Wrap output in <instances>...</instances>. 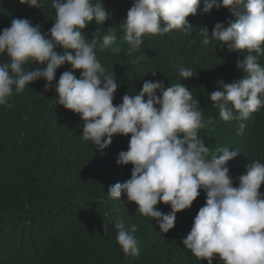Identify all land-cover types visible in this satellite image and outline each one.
<instances>
[{"label": "clouds", "instance_id": "clouds-1", "mask_svg": "<svg viewBox=\"0 0 264 264\" xmlns=\"http://www.w3.org/2000/svg\"><path fill=\"white\" fill-rule=\"evenodd\" d=\"M19 3L40 8L42 0ZM200 4L201 0H132L123 20L124 39L136 50L145 34L163 35L173 29L188 32L191 24L187 18L197 14ZM52 7L55 19L47 33L27 18H13L10 27L0 31V56L8 58L0 62V105L8 104L13 91L22 93L40 79L46 81L45 91H50L57 69L67 63L71 70L64 71L54 86L56 103L80 115L83 140L103 151L114 135L131 134L128 150L119 152L116 160L118 165H132L131 178L109 186L107 195L125 196L138 205L136 212L156 220L160 231L167 233L174 227L176 214L190 209L202 190L205 203L182 238L185 249L207 264H213L217 254L224 264H264V193L260 192L264 164H246L234 186L226 164L238 151L224 146L217 149L219 155L210 156L198 132L214 120L202 119L199 102L184 83L165 87L160 80L144 81L137 94H125L122 103L114 106L119 87L116 78L104 74L94 51L95 41L88 43L81 31L93 21L104 24L109 19L102 0L95 4L92 0H53ZM221 7L233 19L227 26L216 23L210 36L207 28L201 29L202 43L216 40L229 52L248 54L237 60L243 78L232 83L218 81L222 90H214L208 97L223 121H243L264 107V66L258 62L264 55V0H203L202 11L210 13ZM102 35L103 47L115 43L111 28ZM111 51L118 53L119 48L111 47ZM34 63L46 67H23ZM179 76L191 78L193 70L181 68ZM244 128L241 123L237 134ZM160 203L170 205L171 210L161 212L157 209ZM114 227L124 254L139 255L133 235L136 226L126 228L117 219Z\"/></svg>", "mask_w": 264, "mask_h": 264}, {"label": "trees", "instance_id": "trees-1", "mask_svg": "<svg viewBox=\"0 0 264 264\" xmlns=\"http://www.w3.org/2000/svg\"><path fill=\"white\" fill-rule=\"evenodd\" d=\"M98 2L92 0L93 4ZM52 3L42 0L40 8H30L19 0H0V31L10 27L13 18H27L47 33L55 19ZM102 3L109 19L104 24L93 21L81 31L88 43L95 41L94 51L104 74L116 78L119 87L114 106L122 103L125 94H137L144 81L160 80L165 87L184 83L198 100L202 119L214 120L198 132L210 156L219 155L217 149L224 146L238 151L226 164L234 186H238L236 178L244 173L246 164H264V107L247 120L223 121L208 97L212 91L222 90L218 81L232 83L244 76L237 60H243L246 51L229 52L216 40L202 43L201 29L207 28L210 36L216 23L227 26L233 19L228 9L213 8L204 13L201 0L197 14L187 18L191 24L188 32L173 29L163 35L145 34L141 47L132 50L123 30L132 0ZM109 28L116 40L105 48L102 33ZM111 47H118L119 52H112ZM7 59L6 54L0 56V62ZM258 62L264 66V55ZM30 66L23 67H46ZM181 68H191L194 76L184 80L179 76ZM66 70H71L67 63L57 69L50 91H45L46 81L40 79L22 93L13 91L8 99L11 107L0 105V264H207L181 242L205 203L202 190L190 209L176 214L174 227L167 233L160 231L156 220L136 212L138 205L125 196L107 195L109 186L131 178L132 165L116 163L119 152L128 150L131 134L114 135L103 151L83 140L80 115L56 103L54 86ZM154 71L155 77L151 75ZM75 74L79 78V70ZM241 123L245 128L238 135ZM260 192L264 193V184ZM157 209L165 214L171 210L162 203ZM117 219L126 228L136 226L133 235L139 255H125L118 245ZM213 264L224 262L217 254Z\"/></svg>", "mask_w": 264, "mask_h": 264}]
</instances>
